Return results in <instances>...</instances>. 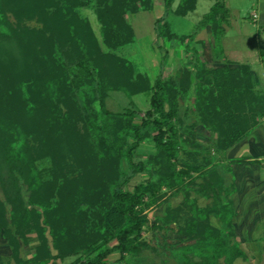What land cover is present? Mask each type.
I'll use <instances>...</instances> for the list:
<instances>
[{"label": "trees", "instance_id": "trees-1", "mask_svg": "<svg viewBox=\"0 0 264 264\" xmlns=\"http://www.w3.org/2000/svg\"><path fill=\"white\" fill-rule=\"evenodd\" d=\"M177 1L164 0L166 12ZM199 1L179 0L173 13L187 17ZM215 1L197 30L212 26L219 54L226 10L224 0ZM89 6L102 26L106 51L78 12ZM153 8V0H0V240L7 241L14 264H60L73 257L70 264H130L128 257L154 250L142 237L150 225L145 210L161 203L163 187L178 191L191 172L206 169L178 168L179 140H184L179 137L180 103L193 87L194 114L217 134L218 153L257 125L261 101L247 66L208 69L197 55L177 79L158 77L152 83L114 53L135 42L129 16ZM163 20L156 21L158 37ZM31 22L41 27L26 25ZM167 36L177 39L168 30ZM77 92L85 98L83 107ZM114 92L131 98L150 94L141 124H136L134 111L106 109ZM148 139L155 154L135 162ZM46 160L50 166L41 169ZM123 161L129 174L122 170ZM144 174L148 179L129 190L133 179ZM204 177L195 193H207L216 204L201 207L188 193L179 206L157 217L152 229L176 226L179 235L194 242L181 264H233L246 255L229 241L231 204L219 201V172L210 169ZM21 183L28 189V202ZM212 215L229 234L212 224ZM32 242H37L34 256L23 259L22 247ZM113 254L119 259L111 263ZM0 264H7L1 254Z\"/></svg>", "mask_w": 264, "mask_h": 264}, {"label": "rangeland", "instance_id": "rangeland-1", "mask_svg": "<svg viewBox=\"0 0 264 264\" xmlns=\"http://www.w3.org/2000/svg\"><path fill=\"white\" fill-rule=\"evenodd\" d=\"M156 4L158 0H154ZM241 7L244 9H248L250 6L249 2H239ZM179 0L173 5L172 10L166 12L165 7H161L154 9L153 11H142L139 14L129 16V21L132 23L136 30V40L133 44L121 47L114 51V53L122 58L130 61L136 71L139 74H147L152 80L158 78L160 76V71H162L166 64L171 63V57L169 55V50L177 49L179 50L183 48V50L187 49L186 53L188 55L189 61L185 62L182 60L183 64H193L194 58L197 55H200V46L195 43V33L197 31V24L204 15V13L208 12V1H201L197 10L194 13L189 14L187 17H179L176 16L173 11L178 7ZM80 16L82 18L88 19L89 23L97 37L101 47L104 51L106 48L103 44L102 38V26L99 23L97 15L95 13V9L93 6L84 7L78 10ZM244 20L250 24V31L255 32L253 29V23L250 19L249 10L243 14ZM11 18V17H10ZM164 19L160 23V29L162 36L158 37L156 32V21L160 19ZM12 21H15L12 18ZM27 26L30 28H40L41 26L36 22L27 23ZM162 27V28H161ZM167 30L176 35L177 39L170 40L167 36ZM186 38V40H181L182 38ZM154 41H156L154 43ZM150 66L152 67H149ZM173 64H180L179 59L177 58ZM225 66V65H224ZM223 66V67H224ZM250 70L253 82V92L257 98L260 99L261 108H257V111L260 112L257 117V125L247 134L248 137L252 131L264 121V84L257 76L252 73V70L249 66H247ZM222 67L212 68L219 69ZM160 69V70H159ZM174 77V76H173ZM194 87L192 89V95L188 97L187 101H181V115L183 120H181V132L180 136L184 140H179L180 143V159L178 161V168H182L185 170H191L194 167H202L206 168L205 171L201 174L199 173H190V177L185 179L183 187L177 191V189H170L168 187H163L161 190V194L165 197L158 205H153L149 209L145 210V213L148 214L150 225L145 228L143 231L142 237L145 242L150 244L154 248V250H145L143 253L136 257H128V261L130 264H181L184 261V256L190 252V249L194 242L188 241L186 238L182 237L177 233L178 228L173 226L168 230H158L152 229V226L157 217H161L164 215L165 210L168 207H176L179 206L185 199V196L190 193L191 197L198 201L199 206L201 207H209L213 206L215 200L210 198L207 193H195L199 184L203 183V179L205 178V174L208 173V170H217L223 180L222 187L223 190H218V198L219 201L225 205L226 201H229V197L235 191V187L232 184L226 188V181H228L227 172L231 171L233 174V169L235 168L238 162H242L240 160L231 161L229 160L228 154L237 147V145L242 142L245 138H243L239 143L233 146L226 152L218 153L214 147V141L217 139V134L207 130L204 126L200 125L196 115L193 111V94ZM244 92L249 91L248 88H244ZM252 93V92H250ZM110 97L106 100V109L112 113H124L126 111H134L136 114V124H141L142 119L145 117L146 112L150 109V94L144 93L137 98L128 97L124 93H111ZM138 104L136 105L135 102ZM76 101L83 107L85 98L82 94L76 93ZM97 106V105H96ZM99 108V107H97ZM187 108V109H186ZM154 143L151 139L145 141V143L138 149L135 162L146 161L149 157L155 154ZM231 162L229 165L226 163ZM256 163H260V165L264 168V159L256 160ZM50 166V162L48 160L41 162L39 167L41 169L47 168ZM122 170L125 173L129 174V168L125 161L122 162ZM224 177H223V175ZM226 178V181H225ZM148 179V175H138L136 176L128 189L132 190L136 185L145 182ZM229 182V181H228ZM22 194L25 202H28L29 192L27 187L21 183ZM198 192V191H197ZM0 198L3 199V194L0 189ZM211 222L215 227H219L220 229L226 230V234H229L226 226L220 221V219L216 215L211 216ZM183 225L184 222L182 221ZM233 238L229 240L233 245L239 246L236 242L237 231L233 226L232 229ZM244 233V231H243ZM37 242H32L29 246L23 247L22 255L24 257L30 256L32 250H34V246ZM55 253V252H54ZM0 254L2 255L5 263L14 264V261L11 259V249L7 244V241L4 239L0 240ZM184 254V255H182ZM190 258H192V254H189ZM119 259V256H111L109 258V262L114 263ZM257 259L259 261L251 262L249 258H240L236 260L233 264H264V259L262 255L258 256ZM75 260V257L68 258L63 262H59L60 264H70ZM85 260V259H84ZM222 264H228L224 260L221 262Z\"/></svg>", "mask_w": 264, "mask_h": 264}, {"label": "crops", "instance_id": "crops-1", "mask_svg": "<svg viewBox=\"0 0 264 264\" xmlns=\"http://www.w3.org/2000/svg\"><path fill=\"white\" fill-rule=\"evenodd\" d=\"M201 1L203 0H200L199 3ZM207 1L208 12L204 13L197 24L198 26L216 3L215 0ZM243 1L249 2L250 7L248 9L241 7L239 2ZM223 4L226 16L222 25L221 53L217 54L211 25L202 27L195 33L194 40L200 46L202 62L206 64L208 69L223 67L226 64H230L231 68L249 66L252 73L260 78L264 84V0H224ZM161 7H164V0H158L157 4L154 2L153 10ZM248 10L255 32L250 31V24L243 18V14ZM132 27L136 40V30L133 25ZM186 50H183V48L179 52L174 48L169 50L171 63L166 64V67L160 71L159 77L165 80L170 78L177 79L185 68L191 67L192 64H187L189 59L188 55L185 54ZM177 58L180 64H173ZM182 60L187 63L183 64ZM149 67L152 66L149 64ZM143 75L147 76L152 83L157 80V78L152 80L147 74ZM137 96L140 95H136L134 98H137ZM135 104L138 105L136 102ZM227 158L231 161L240 160L242 162L234 165L233 174L230 172L231 168L227 172L226 176L229 182L225 178V187L228 188L229 185L233 184L235 191L225 204H231L233 226L237 231L236 242L239 244V248L251 262H256L259 261L257 257L260 255L264 259V168L260 163H256V160L264 159V121L240 142L228 154ZM230 163L229 161L226 165ZM23 247L21 257L23 259L32 258L35 250H32L30 256L24 257L22 255ZM116 255L118 254H113L112 256ZM9 257H11V254Z\"/></svg>", "mask_w": 264, "mask_h": 264}, {"label": "built area", "instance_id": "built-area-1", "mask_svg": "<svg viewBox=\"0 0 264 264\" xmlns=\"http://www.w3.org/2000/svg\"><path fill=\"white\" fill-rule=\"evenodd\" d=\"M256 17V16H255Z\"/></svg>", "mask_w": 264, "mask_h": 264}]
</instances>
